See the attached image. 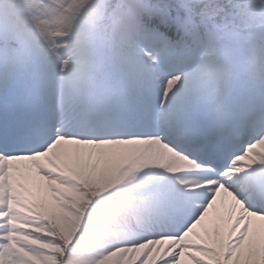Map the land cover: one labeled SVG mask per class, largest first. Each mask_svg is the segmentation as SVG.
I'll return each mask as SVG.
<instances>
[{"label":"snow or ice","instance_id":"1","mask_svg":"<svg viewBox=\"0 0 264 264\" xmlns=\"http://www.w3.org/2000/svg\"><path fill=\"white\" fill-rule=\"evenodd\" d=\"M157 9V22L147 27L157 51L137 42L124 60L113 64L114 103L90 119L71 112L61 116L69 123L78 120L84 126L119 131L82 137L61 132L58 125L54 132L46 97L38 106L22 94L18 83L0 72V264H264V173L240 179L241 191H236L224 178L228 164H215L227 147L222 134L207 128L178 134L191 125L189 112L173 87L182 77L168 64L164 29L179 17L165 7ZM40 72L36 67L25 78ZM88 139L103 149L113 147L115 155L142 144L164 145L187 155L211 173L200 189L204 198L193 202L164 175L123 188L117 186L124 183L121 179L91 187V194L98 198L88 200L71 237L38 224L26 225L23 218L41 204L52 211L64 207L75 184L35 168L32 158L53 150L71 153L76 141ZM170 175L177 185L182 184L178 174ZM128 178H134V173ZM210 181L225 183L229 198L219 193L213 198L209 189L216 184ZM79 191L89 194L83 187ZM245 192L256 205L247 202ZM130 199L135 218L125 214L114 222ZM222 206L226 214L220 212ZM210 210L215 213L211 229L204 224ZM21 228L25 231H18Z\"/></svg>","mask_w":264,"mask_h":264},{"label":"rangeland","instance_id":"2","mask_svg":"<svg viewBox=\"0 0 264 264\" xmlns=\"http://www.w3.org/2000/svg\"><path fill=\"white\" fill-rule=\"evenodd\" d=\"M88 13H91L90 20H92L89 23L84 20ZM111 18L112 10H105L104 0H0V32L15 39L20 59L31 61L32 70L36 67L41 69L39 75L33 74L31 79H26L25 73L29 70L23 68L20 71L15 59L9 56L2 61L3 64L1 62L0 72L6 79L18 83L22 94L38 106L41 103V97H46L47 110L51 115L53 111L50 107L55 108V111L57 109L59 112L63 111V114L71 112L83 119L93 118L103 107L114 103L116 89L110 75L113 64L124 60L131 47L137 43L126 36L123 29L114 27L107 34L103 53L99 47L97 49L94 29L103 20H111ZM82 21L81 28L86 36L82 52L85 60L79 64L62 60L57 68H53L50 59L52 53L58 50L57 41L74 36ZM138 43L153 52L157 51L158 45L149 41ZM206 48L210 53L218 54L217 58L221 60L219 62L224 66L223 70L193 65L190 52L182 56L172 50L171 45H168L165 51L169 66L178 69L182 77L173 87L176 88V94L182 98L189 112L188 122L191 129H182L179 135L200 128L213 131L217 126L222 129L231 126L235 120L244 118L248 113L247 110L251 109L253 97L257 96L251 89L244 88L245 94L242 95V92L238 98L241 105L229 96L231 89L238 81L237 73L243 68H237L242 66V55L239 50H233V56L227 55L212 39L208 40ZM181 57L188 59V63L181 65ZM140 59L144 60L145 57ZM254 85L256 86L257 83L254 82ZM151 86L153 90H156L157 82L153 81ZM86 96L90 105L82 107L81 103V106H77L79 101H87ZM54 114L55 112L53 117ZM59 119L54 120V126H52L54 132L59 125L61 132H74L82 137L107 134L101 130L103 127L94 134L93 126H84L78 120L62 123ZM108 131L114 132L119 129ZM252 137L248 140V144H241L240 149L235 147L229 149L228 153H225L226 158L222 160L229 166L228 171L224 173L225 181L236 191H241L240 179L264 173V125ZM72 147L71 153L53 150L46 156L38 154L32 158L31 163L37 169L71 179L77 185L81 184L80 176L84 171L91 168L97 174L105 176V183L123 179L124 183L117 185L120 188L130 187L164 175L178 192L186 195L193 202L198 204L204 198L205 193L200 189L204 188L208 175H203L202 171L208 170L189 168L192 163H196L195 160L167 146L142 144L118 155L114 154L113 147L103 149L90 139L78 140ZM236 157L242 158L236 159ZM189 159L192 161H188ZM184 170L188 173L184 174ZM129 173H134V178L129 179ZM170 174H178L176 178L181 180L182 184L177 185L175 178ZM137 177L142 180L138 182L135 180ZM210 183L216 184L214 190L209 189L213 191V198L216 193L229 198V188L225 183L220 181H210ZM197 189L198 192H196ZM244 195L249 197L247 201L249 204L256 205L257 201L250 193L245 192ZM42 205L23 218L26 225L38 224L44 227V217L39 212ZM132 209L133 202L128 201L121 215L113 217L114 222L122 220L125 214L134 219ZM226 211V206L220 207L221 213L226 214ZM214 223L215 213L210 210L204 224L211 229ZM198 230L201 229L198 228ZM18 231H25V229L21 228Z\"/></svg>","mask_w":264,"mask_h":264},{"label":"trees","instance_id":"3","mask_svg":"<svg viewBox=\"0 0 264 264\" xmlns=\"http://www.w3.org/2000/svg\"><path fill=\"white\" fill-rule=\"evenodd\" d=\"M111 1V0H109ZM154 4L171 10L174 16H181L190 13L196 20L195 26L190 30L191 39L183 41L179 47L187 48L191 44L193 47L204 39L206 33H210L215 39H223V29L237 33L240 38L241 50L248 60L254 61L251 67L255 74L264 75V33L258 32L256 29H250L251 22L242 23L238 12H243L249 0H150ZM240 20V21H239ZM260 20L253 23L258 24ZM254 28V27H253ZM226 32V31H225ZM178 41V40H177ZM195 47V46H194ZM202 62L209 64L214 58L204 60ZM262 87V86H261ZM264 88V84H263ZM82 182L90 192L91 187L97 185L98 177L93 171H88L82 177ZM88 194V195H89ZM85 193L76 189L72 191L71 199L64 201V207L58 208L56 211L50 210L47 205L43 208V213L48 222L51 223L52 229L65 236L71 237L75 229L79 225V219L84 215L86 208L83 198ZM77 212L78 216L73 213Z\"/></svg>","mask_w":264,"mask_h":264},{"label":"bare ground","instance_id":"4","mask_svg":"<svg viewBox=\"0 0 264 264\" xmlns=\"http://www.w3.org/2000/svg\"><path fill=\"white\" fill-rule=\"evenodd\" d=\"M86 100L88 101L89 99H88V97L86 96ZM87 101H79L78 103H77V106H81V103H82V105H83V107L84 106H86V105H88V104H86L87 103ZM203 173H205V174H207L208 176L209 175H211V174H208V172L207 171H203Z\"/></svg>","mask_w":264,"mask_h":264}]
</instances>
